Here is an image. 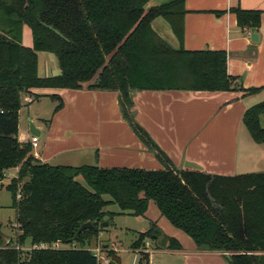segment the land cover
<instances>
[{
  "label": "trees",
  "instance_id": "16d2710c",
  "mask_svg": "<svg viewBox=\"0 0 264 264\" xmlns=\"http://www.w3.org/2000/svg\"><path fill=\"white\" fill-rule=\"evenodd\" d=\"M151 0H0V180L17 169L5 186L16 211L17 245L46 244L31 249L28 264H99L87 248L113 213L144 217L149 202L170 226L181 231L200 252L220 254L227 264H264V173L233 177L197 170H143L90 165L51 166L33 156L31 143L17 140L18 112L31 89L119 91L129 107V91H237L238 82L226 70L224 51L183 48L184 1L169 0L146 9ZM240 28L260 25V12L230 9ZM162 18L178 43L174 48L152 27ZM31 47L21 43L23 27ZM38 52L52 54L59 73L38 76ZM262 88L245 90L258 93ZM39 96H34L38 99ZM62 107L59 98L52 96ZM264 101L248 108L242 122L257 144H264ZM135 133L147 140L137 126ZM77 180L88 185L85 189ZM108 196L110 200H104ZM92 227L76 236L79 227ZM1 228V224H0ZM165 251H180L179 241L163 235L155 223L138 232L131 250L138 264H148L145 242ZM162 241V244H158ZM67 245L68 249L54 248ZM114 253V252H112ZM111 253V254H112ZM20 247L5 243L0 232V264H22Z\"/></svg>",
  "mask_w": 264,
  "mask_h": 264
},
{
  "label": "crops",
  "instance_id": "0c3cea01",
  "mask_svg": "<svg viewBox=\"0 0 264 264\" xmlns=\"http://www.w3.org/2000/svg\"><path fill=\"white\" fill-rule=\"evenodd\" d=\"M233 7L260 12L257 42L251 41L250 28L237 25L230 13ZM184 10L183 48L224 51L227 74L237 80V91L132 90L128 92L130 105L125 107L130 124L119 91L31 89V95L22 96L21 108L23 103H33V95L56 102L51 98L55 96L62 107L43 117L30 106L32 118L25 128L20 122V108L18 142L30 143L37 137L33 156L43 164L59 162L51 166L161 170L165 161L162 153L177 171L190 169L184 163L191 162L200 167L197 171L211 176L264 173V144L255 143L242 122L248 108L264 101V0H185ZM174 44L178 48L177 41ZM250 88L262 89L246 93ZM259 124L264 128V115L259 117ZM133 126L139 127L147 140L140 138ZM13 171L16 175L17 169ZM26 245L32 249L29 240L23 248ZM53 247L58 248V244ZM133 252L139 255L140 251ZM154 252L166 255L169 264H227L220 254L200 252L195 247ZM145 253L151 264V251ZM116 255L118 263H114L121 264Z\"/></svg>",
  "mask_w": 264,
  "mask_h": 264
},
{
  "label": "rangeland",
  "instance_id": "374dc122",
  "mask_svg": "<svg viewBox=\"0 0 264 264\" xmlns=\"http://www.w3.org/2000/svg\"><path fill=\"white\" fill-rule=\"evenodd\" d=\"M167 2L169 0H151L147 5L146 9L150 7H154V5H160L161 3ZM153 28L170 43V45H175L176 42L173 38L169 26L165 20L162 18H157L152 22ZM167 28V32L165 30ZM21 43L24 47H31V33L28 27H23L22 30V40ZM38 57V76L39 77H50L57 75L59 73L57 61L52 54H47L43 52L36 53ZM47 56V58H45ZM45 64V65H44ZM37 92H42L43 89L36 88ZM38 94V93H37ZM33 95L32 98H34ZM37 96V95H36ZM57 105V102L51 101L49 98L41 97L38 99H34L33 103L27 105L23 103L20 113V122L23 128L26 125L30 124L29 117L32 118V114L29 113V107L33 108V111L40 112L43 117H49L50 112ZM53 110V112H54ZM263 128L262 126H260ZM34 151H37L35 148ZM58 161L50 162V165H58ZM61 163V162H60ZM95 167L97 165H94ZM15 176L13 169L8 170L5 174V178L0 180V232L3 238H7L12 240V244L20 247L21 251V262L25 263V258L28 255L30 249L28 245L25 248L24 245H17L15 242L16 236L19 234L17 230L18 227L14 225L16 211L11 207V195L10 192L5 189V186L10 182V180ZM85 189L91 191L86 183L81 180H77ZM104 200H110L108 196H103ZM103 211L113 213V217L111 220V225L105 227L104 234L101 238L92 239L87 248L97 256L99 264H109L112 262L118 263L117 253L120 259L121 264H138L139 255L133 250L130 249V244L137 238V233L145 231L149 228L151 223H155L158 229L161 231L163 235L173 237L179 241L182 248L190 249L193 248L194 245L192 241L181 231L173 228L168 224V222L162 218L152 202H149L148 209L144 214V217L137 218L131 215L121 214L120 210L116 205H109L103 209ZM103 222H108L107 219ZM109 223V222H108ZM5 241V240H4ZM158 244H162V241H158ZM149 243V247H146V244ZM157 242L146 241L145 242V250L151 251L150 262L151 264H169L167 261L166 255H160L159 248H157ZM113 244V246H112ZM59 249H68L67 245H58ZM111 248H114L117 253H112ZM112 253V254H111ZM175 260V259H173ZM180 264V263H179Z\"/></svg>",
  "mask_w": 264,
  "mask_h": 264
},
{
  "label": "water",
  "instance_id": "95a60500",
  "mask_svg": "<svg viewBox=\"0 0 264 264\" xmlns=\"http://www.w3.org/2000/svg\"><path fill=\"white\" fill-rule=\"evenodd\" d=\"M250 32H251V35H250V39H251V41H252V42H257V41H258V36H257V34H256V30H255L254 28H252V29H250ZM31 132L33 133V132H35V131H32V130H31ZM184 165H185L186 167L190 168V169L200 170V167H199V166H197L196 164L191 163V162H185ZM108 226H109V223H108V222H101V223H100V227H101V228H105V227H108ZM91 227H92V224H91V223H84V224H82V225L79 227V229L77 230V232H76V236H77L78 234H80L81 232H83L84 230L89 229V228H91ZM110 264H115V263L111 261Z\"/></svg>",
  "mask_w": 264,
  "mask_h": 264
},
{
  "label": "built area",
  "instance_id": "2783aa9c",
  "mask_svg": "<svg viewBox=\"0 0 264 264\" xmlns=\"http://www.w3.org/2000/svg\"><path fill=\"white\" fill-rule=\"evenodd\" d=\"M37 142H38V138L35 137V136L32 137L31 140H30V143H31V145H32L33 148L37 146ZM47 248H48V246L46 244H43V243L32 246V249H47Z\"/></svg>",
  "mask_w": 264,
  "mask_h": 264
}]
</instances>
